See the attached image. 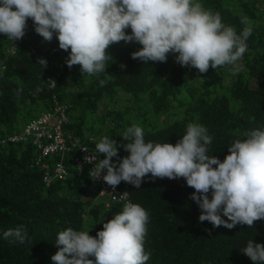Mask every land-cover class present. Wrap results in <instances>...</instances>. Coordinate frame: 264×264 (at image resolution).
<instances>
[{
	"label": "trees",
	"instance_id": "1",
	"mask_svg": "<svg viewBox=\"0 0 264 264\" xmlns=\"http://www.w3.org/2000/svg\"><path fill=\"white\" fill-rule=\"evenodd\" d=\"M199 2L219 13L237 34L251 28L248 51L240 61L243 71L234 75L231 66L210 67L201 74L178 64L175 54L164 63L144 64L131 58L141 46L121 41L108 49L112 58L107 74L88 76L81 74L79 65L67 67L69 53L59 49L55 36L48 42L31 30L14 45L0 34V264H54L51 257L58 251L55 243L61 231L72 228L95 236L103 223L123 210L120 203L104 206L85 167L75 175L78 168L68 160L75 150L40 155L34 131H24L42 114L57 115L52 97L64 107L61 129L95 150L96 140L104 136L126 144L121 136L133 124L143 128L146 142L175 145L187 125L195 122L212 137L208 154L223 161L227 146L242 133L264 130V1ZM245 18L248 24L242 23ZM126 31L130 34L131 29ZM11 45L14 52L9 51ZM39 59L47 66H41ZM39 141L43 144L45 137ZM118 153L120 158L128 155L123 147ZM59 159L68 172L46 185L44 165L52 174ZM118 188L150 214L146 264H253L242 250L249 240L264 244V220L255 221L252 228L233 229L199 222L201 210L190 199L194 189L183 178L153 182L146 177L139 189L125 182ZM208 195L211 199V192ZM18 226L27 232L24 244L3 238L6 230Z\"/></svg>",
	"mask_w": 264,
	"mask_h": 264
},
{
	"label": "clouds",
	"instance_id": "2",
	"mask_svg": "<svg viewBox=\"0 0 264 264\" xmlns=\"http://www.w3.org/2000/svg\"><path fill=\"white\" fill-rule=\"evenodd\" d=\"M29 19L45 41L55 36L59 49L69 53L65 60L69 69L79 65L81 74L88 76L107 74V61L112 58L108 49L121 41L139 44L131 58L144 64L164 63L169 54H175L178 64L201 74L210 67L231 66L235 75L243 71L240 61L251 35L250 27L237 34L219 13L205 9L199 0H0V34L9 41L25 36ZM242 23L249 22L245 18ZM38 62L47 66L44 59ZM106 79L100 80L101 86ZM241 136L227 146L228 154L221 161L208 154L212 137L199 123H189L175 145L146 142L143 128L133 124L121 136L126 144L118 145L104 136L95 144L97 152L91 148L103 159H85L95 161L91 178H102L113 191L121 182L139 189L146 177L153 182L183 178L194 189L190 199L201 210L199 222L207 221L214 228H252L255 221L264 220V130H248ZM119 147L128 155L120 158ZM96 188L104 206L120 203L107 202ZM122 209L95 236L72 228L61 231L55 243L58 251L51 257L54 264H146L150 214L132 202ZM3 238L24 244L27 232L18 226L6 230ZM242 252L253 264H264V244L249 240Z\"/></svg>",
	"mask_w": 264,
	"mask_h": 264
},
{
	"label": "built area",
	"instance_id": "3",
	"mask_svg": "<svg viewBox=\"0 0 264 264\" xmlns=\"http://www.w3.org/2000/svg\"><path fill=\"white\" fill-rule=\"evenodd\" d=\"M34 30L33 22L31 19L27 21V28L26 33L28 31ZM25 37V36H24ZM23 37V38H24ZM22 38V39H23ZM21 39V40H22ZM21 40L15 41L20 42ZM52 50V49H51ZM9 51L14 52V47L11 45L9 47ZM53 82L49 80V87H52ZM52 104H53V111L57 113V115L53 114H42L41 117L31 120L28 122V124L25 127V132L28 131H34V143L38 144V148H40V155H46L49 153L57 152V151H65V150H75L68 160H70L76 167L78 168L75 172L76 176H80V167H85V172L87 177L95 184L96 187H98V193L99 195H104L107 197V202H120L123 206L131 202L128 198V195L125 191L120 190L118 188L113 191L104 181L103 179H97L93 180L90 176V170L94 168L95 161L93 163H88L86 161V157L94 156L96 161L99 162V160L103 158H99L97 156V153L92 150L88 145L81 143L78 141L77 138H72L70 134L66 133L61 129L62 123L65 122V117L63 115V106L59 104V102L52 97ZM45 122L46 127H45ZM48 126V127H47ZM52 128L51 131L48 129ZM45 137L44 143L40 144L39 138ZM13 138H19V136H12ZM86 150V151H84ZM75 153V154H74ZM48 166V165H47ZM44 165V168H46V173L43 176V180L45 181L46 185L49 184L50 180L52 178H64L65 175L68 172V168L66 164L61 160H57L53 163L52 166V174L47 173V167ZM107 203H105L106 205Z\"/></svg>",
	"mask_w": 264,
	"mask_h": 264
},
{
	"label": "rangeland",
	"instance_id": "4",
	"mask_svg": "<svg viewBox=\"0 0 264 264\" xmlns=\"http://www.w3.org/2000/svg\"><path fill=\"white\" fill-rule=\"evenodd\" d=\"M264 1V0H263ZM114 102V101H113ZM40 108H41V105H40ZM92 118L94 119L95 117L94 116H92ZM95 125V124H94ZM83 134H86V131H83ZM96 139V138H95ZM97 141H99L98 139L96 140V143H97Z\"/></svg>",
	"mask_w": 264,
	"mask_h": 264
}]
</instances>
